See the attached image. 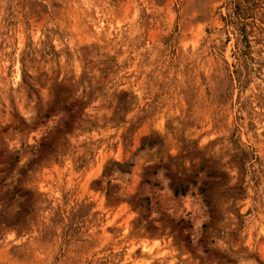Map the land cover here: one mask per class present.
I'll return each instance as SVG.
<instances>
[{
	"label": "rangeland",
	"instance_id": "1",
	"mask_svg": "<svg viewBox=\"0 0 264 264\" xmlns=\"http://www.w3.org/2000/svg\"><path fill=\"white\" fill-rule=\"evenodd\" d=\"M0 264H264V0H0Z\"/></svg>",
	"mask_w": 264,
	"mask_h": 264
},
{
	"label": "trees",
	"instance_id": "2",
	"mask_svg": "<svg viewBox=\"0 0 264 264\" xmlns=\"http://www.w3.org/2000/svg\"><path fill=\"white\" fill-rule=\"evenodd\" d=\"M184 191L183 190H180L178 191L177 189H174V195H183Z\"/></svg>",
	"mask_w": 264,
	"mask_h": 264
}]
</instances>
